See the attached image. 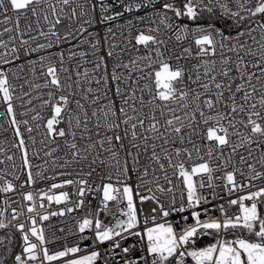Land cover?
I'll return each instance as SVG.
<instances>
[{"label":"snow or ice","instance_id":"obj_1","mask_svg":"<svg viewBox=\"0 0 264 264\" xmlns=\"http://www.w3.org/2000/svg\"><path fill=\"white\" fill-rule=\"evenodd\" d=\"M142 11L116 25L119 37L108 26ZM0 26V117L16 138L0 147V193L72 175L49 177L46 166L34 173L41 152L54 169L76 165L90 177L103 168L107 181L54 182L38 205L22 193L27 223L6 222L0 208V229L20 233L18 252L11 232L0 236V264H97L100 251L81 254L93 237L111 242L113 264H264V0H0ZM14 100H37L42 111L27 108L21 117L35 114L18 119ZM17 173L26 176L19 185ZM73 184L75 201L54 193ZM86 193H100L103 207L68 230L79 241L50 249L58 237L44 222L85 207ZM44 200L73 206L48 211ZM147 201L156 207L145 216L137 205ZM109 202L117 212L105 224L99 212ZM202 237L214 242L202 246Z\"/></svg>","mask_w":264,"mask_h":264},{"label":"built area","instance_id":"obj_2","mask_svg":"<svg viewBox=\"0 0 264 264\" xmlns=\"http://www.w3.org/2000/svg\"><path fill=\"white\" fill-rule=\"evenodd\" d=\"M157 7H159V5H157ZM144 11L151 12V9H145ZM9 14L12 15V13H9ZM142 14H143V11L139 12V13H137V12L126 13L124 18H122L120 20L112 21V22H110V25H108V26H112L114 28V30L117 32L118 37H119L120 29L116 28V25H125L126 19H131L136 15H142ZM184 22L190 23L188 21H184ZM147 23H148L147 21H145L143 23L138 22V21L136 22L137 27H139V28H143ZM9 26H11V25H9ZM0 27H2V26H0ZM100 27L102 30V28L105 26H100ZM217 27H219V26H217ZM46 30H47V28H45V31ZM89 30L95 31L96 28L93 27V28H90ZM125 35H127V33H125ZM41 42H44L43 38H41ZM185 43H187V42H185ZM59 50L60 49L53 48L51 51L56 52ZM33 58H35V57H33ZM28 78L31 79V77H28ZM19 91H20V89H17V92H19ZM35 94L36 93L34 92L33 95H35ZM24 99L27 100V99H29V97H25ZM14 105L16 106L18 119H30L31 115L35 114V113H29V115L27 117H21L19 115V113L24 112L27 108L36 107L37 111H42L39 108V101H37V100H34L31 105H25L23 107H21V102L19 100H14ZM5 107L6 106L3 104V102L0 101V111H4ZM44 114L48 115L47 112H45ZM0 123H3L4 127L7 129V131H5L4 129H0V147L7 149L9 147V145L11 144V142H13L16 138L14 136L12 129L8 125V118L7 117H0ZM41 131H43V129H41ZM39 139H40V135L37 134V140H39ZM37 147H39V145H37ZM13 152H15V149H12L10 152H8V154H12ZM30 155H31V153H30ZM57 155H61V153L54 154V156H57ZM0 158H3V157L0 156ZM46 160L49 161V163L47 165H45ZM16 163H17V165H19L21 163L18 153L16 154ZM59 163H61V161L57 160V164H59ZM33 165H34V167H33L34 173L36 171H41L46 166L48 168V171L45 174L49 177L54 176L56 174V172H58V171L71 172L72 175L71 176H60L58 178V180H52V179L42 180L40 178H37V183L32 185L31 187H27V186L24 188L17 187L15 192H10L7 194L0 193V208H6L7 209L5 212L6 222L10 221L12 225L19 224L21 222H26V223L28 222L27 221V218L29 216V213H27L28 202L23 200L22 193H25L28 191L33 192L34 195H37L36 203L38 205L39 204V198H38L39 191L40 190H43L45 192L48 191V188L54 182H60V181H63L65 179H77L78 180V179L82 178V179L88 180L90 182V184H92L93 187H95L96 185H100L102 183L107 182L106 179H103V174H104L103 168H98L97 172L93 173L92 176H90V177L86 174L82 175V176H78L77 172L80 171L79 167H77L76 165H72L71 167H69L67 169H59V168L54 169L52 164H51V158L44 157L43 152L40 153L39 159H33ZM37 166H39V167H37ZM0 167H4V166H0ZM83 171H84V173H87L89 171V168H88L86 163L84 165ZM17 174H19L21 176V180L20 181H14V183L19 185L23 180L26 179V176L22 173H17ZM6 179L12 180L13 177L11 175H9V176H6ZM130 182L135 183V177H133V180ZM76 188H77V185L73 184V185L67 186L65 188L55 189L54 193L59 194L62 191H67L69 193L70 200L75 201L78 199V197L75 195ZM177 195H179V193H177ZM84 199H85V207L80 208L77 211H75L69 215H66L64 217H51L49 221L44 222V226L46 227V235H48L50 237L51 233L54 232L56 237H58V239L54 240L52 243L47 245L50 249H59L60 246L66 242L70 243L74 240L79 241L80 234H78L77 236L74 237V236H71L69 234L68 230L71 228L72 231H76L75 221L77 219H79L80 217L87 215L88 209H91L92 211L95 212V211H98L99 208L103 207V205L100 203V193H86ZM4 200H7V205H5L3 203ZM165 203H167V198H165ZM217 203H222V201H213V204H217ZM44 204H45L46 208L48 209V211H53V210H58L60 208L73 206L72 204L56 205L55 203H53L49 206L47 200H44ZM137 206H138V208H142L143 214L145 216H147L150 213V210L153 207H156V205L151 201H147L143 205H140L138 203ZM120 207H123V205H120ZM225 207L226 208L228 207L227 204H225ZM12 209H16L17 213L23 212V215H19V218L17 220H12V214H13ZM38 210L44 211L43 209H38ZM236 210H237L236 208H229L228 209L230 215L232 213L236 212ZM116 212H117L116 204L114 202H109L108 209H106L104 212H99V218L105 224L114 223L112 214H115ZM108 213H111V214H108ZM185 215H187V213H185ZM211 215L213 217H219L220 213H219V211H215V212H212ZM206 218L207 217H202V219H206ZM162 219L163 218L159 215V213H157V222H162ZM168 219L171 221V220L178 219V217L170 216ZM37 222L40 223L39 220ZM192 222L193 221H191V219H190L189 223H192ZM49 225H51V227H48ZM11 228L15 230V228H13V227H11ZM60 228H63L64 231L63 232L59 231ZM18 234L20 237L19 232H18ZM83 235L88 236V237H93L92 232H88V231H86ZM134 240H135V238H132L131 240L125 242V246H127V244L133 243ZM93 245H94V247H93ZM81 247L86 250V251H83L81 254H87L88 252H91L92 250H98L101 252L103 259L98 260L97 264H113V261L111 259H109V256H108V250L111 247V242H107L105 244H95L94 237H93L92 239L83 240L81 243ZM19 251H20V248H19ZM117 251L119 252V249Z\"/></svg>","mask_w":264,"mask_h":264},{"label":"trees","instance_id":"obj_3","mask_svg":"<svg viewBox=\"0 0 264 264\" xmlns=\"http://www.w3.org/2000/svg\"><path fill=\"white\" fill-rule=\"evenodd\" d=\"M187 21V20H185ZM199 23H207V21H199ZM226 23H231L230 21H218L216 22L217 26L223 28L225 27ZM6 232H11L14 237H15V244H14V250L15 251H19V244H20V237L17 231H15L14 229H12L11 227H9V229H0V236H4ZM245 235H247L245 233ZM229 239L233 238L231 235H229L228 237ZM249 239H255L254 237H249ZM214 242L212 237H202L201 240L199 241L200 245H207Z\"/></svg>","mask_w":264,"mask_h":264}]
</instances>
